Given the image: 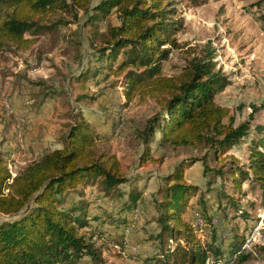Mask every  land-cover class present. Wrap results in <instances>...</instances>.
I'll list each match as a JSON object with an SVG mask.
<instances>
[{
	"label": "trees",
	"instance_id": "16d2710c",
	"mask_svg": "<svg viewBox=\"0 0 264 264\" xmlns=\"http://www.w3.org/2000/svg\"><path fill=\"white\" fill-rule=\"evenodd\" d=\"M91 1L0 0V55L9 47L29 49L36 36L59 28L61 22L54 18L68 9L86 14L91 26L114 11L119 24L104 35L93 75L95 79L101 76L103 81L110 76L120 77L124 106L136 96L156 99L159 111L139 133L144 144L140 163L155 162L148 145L156 135L163 146L203 151L199 160L180 161L163 177L159 188L162 200L155 205L159 230L151 238L156 252L146 258L139 254L140 264L245 263L251 256L242 252L243 240L238 232L231 228V239L224 246L214 241L202 244L191 215L190 220L186 219L190 201L198 197L197 210L205 219L210 213L220 212L223 217L228 213L230 221H244L252 211L242 201L246 183L259 187L264 204L262 141L251 143L247 164L238 166L235 158L228 156L249 129L248 121L233 127L228 110L215 102L216 95L230 85L229 79L216 67L211 52L194 59L177 76L162 74L170 54L180 48L176 36L184 23L176 5L182 0H99L90 8ZM184 1L195 7L207 2ZM28 34L31 37L27 38ZM103 67L110 74H100ZM76 100L78 104L98 101L96 96L85 94ZM71 121L62 136L61 148L43 154L14 177L7 157L0 155V264H107L96 240L104 245L113 239L122 248L125 230L135 226L133 215L141 196L130 185L127 200L115 212V219L90 215V204L84 199L87 188L98 186L108 195L130 181L121 173L116 157L99 147L101 137L96 124L82 111H77ZM223 156L230 157L228 166H207L208 158L216 163ZM198 161L203 164L204 176H213L211 185L216 178L221 180L212 192L202 194L187 182L186 169ZM228 182L232 194L227 193ZM71 192H77L79 200L66 206V195ZM210 194L214 199L208 203ZM229 224L226 221L224 229Z\"/></svg>",
	"mask_w": 264,
	"mask_h": 264
},
{
	"label": "rangeland",
	"instance_id": "374dc122",
	"mask_svg": "<svg viewBox=\"0 0 264 264\" xmlns=\"http://www.w3.org/2000/svg\"><path fill=\"white\" fill-rule=\"evenodd\" d=\"M98 1L92 0L90 8ZM176 9L184 23L183 30L176 36L180 48L170 54L163 65L162 74L177 76L194 59L211 52L216 67L230 81V85L216 95L215 102L228 110L233 127L247 121L249 123L247 136L232 148L228 156L235 158L237 163L234 164L238 166L247 164L252 142L262 141L261 150L264 152V0H207L197 7L182 0ZM87 19L83 12L74 13L68 9L54 18V21L61 22L59 28L36 36V42L29 49L9 47L0 55V112H4L0 114V154L9 153L10 156H6L7 165L14 177L40 157L33 154L38 146H45V153L61 148L62 136L71 124V118L77 111H82L90 122L96 124L101 137L99 147L109 150L116 157L121 173L130 181L108 195L103 194L98 186L87 188L84 199L90 204L89 213L115 219V212L127 200L131 189L128 185L132 186L141 196L138 203L141 215L138 219H134L133 215L135 226L132 230L135 234L141 232L147 236V241L139 238L133 243V246H138L139 252L144 244L151 246V238L159 230L157 223H154L158 217L155 205L162 200L159 188L163 184V177L180 161L199 160L203 151L202 148L194 152L187 148L163 146L159 135H156L148 145L155 162L147 165L140 163L144 144L139 133L159 111L158 103L151 97L136 96L124 106L126 101L120 77L116 79L110 76L104 81L101 76L95 79L93 73L99 58L97 50L104 46L103 37L107 31L118 26L119 21L114 11L94 26L88 25ZM26 37L31 36L28 34ZM100 74L110 73L103 67ZM82 77L86 78L79 82ZM10 89L11 94L19 92V98L23 99L27 109L25 114L13 110L15 104L9 95ZM81 94L96 96L98 101L78 104L76 99ZM46 104L48 109L45 108ZM5 117L12 118L13 124L8 129L4 125ZM224 122L228 124L229 121L226 119ZM260 128L262 133L258 130ZM228 156L221 157L216 163L208 158L207 166L212 169L228 166L231 162ZM186 172L202 194L214 191L221 184V180L216 178L211 185L213 176L211 173L204 176L200 161ZM208 185L212 186L209 190ZM225 186L227 193L232 194L229 182ZM242 188L245 191L243 204H248L252 211L244 221L231 220L230 223L243 240L263 215L264 204L257 185L246 183ZM237 196L234 195L240 198ZM197 198L190 201L187 220H190ZM78 200L77 192L68 193L66 206ZM141 218L144 221L137 226ZM206 222L209 224L210 219H206ZM220 225L226 223L221 221ZM221 226L211 228L212 235L206 234L198 239L202 244L216 242L213 234ZM224 234V239L230 236L228 231ZM220 239L223 240L219 238L216 245L223 243ZM115 241L107 240L101 245L102 241L96 240L97 246L102 249L103 260L107 264H133V259L138 255L132 259V254L123 257L116 249L125 250L126 243H129L128 236L122 248ZM243 264H264V248L258 250L257 257H250Z\"/></svg>",
	"mask_w": 264,
	"mask_h": 264
},
{
	"label": "built area",
	"instance_id": "2783aa9c",
	"mask_svg": "<svg viewBox=\"0 0 264 264\" xmlns=\"http://www.w3.org/2000/svg\"><path fill=\"white\" fill-rule=\"evenodd\" d=\"M141 215V207L139 204L134 210V219H138ZM192 226L196 231L197 237L202 239L206 234L211 235V228H217L221 224V220L217 216H212L210 218V223L207 224L205 217L200 213L199 210H192L191 213ZM229 217V215H228ZM133 225L125 230V237L129 236L132 232ZM126 250H118V253L125 257L126 254L134 255L137 253L138 248L136 246L126 243L124 247ZM264 248V213L258 219V221L249 229L247 234L243 238L241 250L244 254H248L251 257H257V252L259 249Z\"/></svg>",
	"mask_w": 264,
	"mask_h": 264
},
{
	"label": "crops",
	"instance_id": "0c3cea01",
	"mask_svg": "<svg viewBox=\"0 0 264 264\" xmlns=\"http://www.w3.org/2000/svg\"><path fill=\"white\" fill-rule=\"evenodd\" d=\"M12 89H10L9 90V95H11V100H12V102L15 104L14 106H13V110L15 111V112H19V113H26L27 112V109H25V102L23 101V99L20 97L19 98V92L18 91H15V93L13 94H11V91ZM22 93V92H21ZM45 108H47L48 109V105L46 104V107ZM0 114H4V112H0ZM6 115H8L7 113H6ZM13 124V122H12V118H10V117H5L4 118V125H6L5 127H6V129H8V127H10L11 125ZM45 146H44V148L43 147H37L36 148V150H35V153H33L34 155H36L37 157H39V156H42L43 154H45ZM59 149V148H58ZM56 150V149H55ZM0 155H3V156H10L9 155V153L8 154H0ZM187 173V172H186ZM188 177L186 176V179H187ZM187 182L189 183V184H192V182H191V180L188 178L187 179ZM192 185H195V184H192ZM211 195V194H210ZM211 198H212V200H211ZM213 194L211 195V197H210V200L208 201V203H211V201H213ZM194 206H193V209L194 210H197L198 209V207H197V204L195 205V204H193ZM212 210H214L215 211V209L214 208H212ZM228 213H226V215H225V217H223V215L219 212V214L218 213H210V217H209V219L212 217V216H217V217H219V219L223 222V223H226V221L228 222H230V215H229V217H228ZM143 218H141L140 220H138V222H137V226H141L142 225V223H143ZM234 222H237V220H234ZM155 223V222H154ZM221 226V225H220ZM226 225H222L218 230H215V233L213 234L215 237H216V239H217V241L215 242V244L218 242V239L219 238H222L223 240L221 241V239H220V241L221 242H223L222 243V246H224L226 243H227V241H229V239H231V234H230V236H228V238L227 239H224V235L226 236V234H224L225 232H230L231 231V223L229 224V226H230V228L227 226L225 229H224V227H225ZM135 231H132V233L128 236V240H129V243H130V245H133V243L135 242V241H137L139 238L140 239H142V240H146V237L147 236H145V235H143V234H141V232L139 233H134ZM211 235H212V233H211ZM147 241V240H146ZM144 243V242H143ZM221 244V243H220ZM135 246V245H134ZM137 248H138V246H136ZM143 248V250H139V252L137 251V253L136 254H134V255H132L131 256V259L133 258V256H137V255H139V257H144V258H146L148 255H150L151 253H154V252H156L155 251V247L154 246H152V244H151V246H150V244H148V243H146V244H144L143 246H142ZM126 250V249H125ZM127 251V250H126ZM142 251L144 252L143 253V255L141 256V254H142ZM129 262H131V261H129ZM132 263V262H131ZM133 264H140V261H139V258L137 259V258H135V259H133Z\"/></svg>",
	"mask_w": 264,
	"mask_h": 264
}]
</instances>
